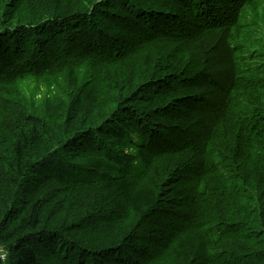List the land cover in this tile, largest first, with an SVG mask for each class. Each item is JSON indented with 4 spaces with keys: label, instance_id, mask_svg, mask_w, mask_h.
Returning <instances> with one entry per match:
<instances>
[{
    "label": "trees",
    "instance_id": "obj_1",
    "mask_svg": "<svg viewBox=\"0 0 264 264\" xmlns=\"http://www.w3.org/2000/svg\"><path fill=\"white\" fill-rule=\"evenodd\" d=\"M41 1L52 9L61 2ZM32 2L0 0V110L20 102L4 87L85 68L92 79L87 83H98L99 89L90 112L102 119L85 125L89 92L79 97L66 79H55L66 105L23 117L10 143L0 140V184L14 191L0 221V234L6 232L0 235L5 251L0 264H75V253L55 250V240L70 229L81 241L87 239L79 218L67 217L66 228L52 224L53 210L67 200L72 210L77 201L93 200L99 212L89 216L87 211L88 236L118 244L104 249V256L89 254L92 259L82 250L77 264H163L169 258L173 264L180 259L179 264H242L230 244L241 238L264 246V135L245 121L240 96L249 89L231 75L243 70L244 83L253 88L264 76V55L251 61L253 52L264 54V0H100L92 14L55 13L18 27L17 18ZM221 40L229 43L226 55L213 44ZM161 45L171 52L163 58L165 65L149 72L157 81L142 87L140 95L131 84L135 81L108 95V80L117 83L110 68L142 64L141 53ZM234 47L247 55L233 58ZM130 74L144 72L137 66ZM104 94L110 98L103 100ZM263 102L264 89L258 87L250 103L256 118L264 113ZM174 109L180 114H170ZM241 133L255 139L247 146ZM78 141L82 150L71 154ZM170 160L177 164L165 172L169 182L164 183L156 171ZM35 187L41 195L33 194ZM148 191L154 202L126 205ZM108 196L120 205L105 208ZM131 220L143 226V237L136 231L124 235ZM121 237L126 242L120 243ZM183 237L197 244L196 255L191 257ZM48 249L56 261L46 258Z\"/></svg>",
    "mask_w": 264,
    "mask_h": 264
},
{
    "label": "rangeland",
    "instance_id": "obj_2",
    "mask_svg": "<svg viewBox=\"0 0 264 264\" xmlns=\"http://www.w3.org/2000/svg\"><path fill=\"white\" fill-rule=\"evenodd\" d=\"M83 2L84 6L83 8H78L77 6ZM100 3V0H61L60 7L52 9L50 4H48L46 1L42 2L41 0H33L32 5L28 10L21 13L19 17L16 20V23L18 27L25 26V25H33V24H39L41 19L45 16H48L50 14H60V13H73L76 11H80L82 13L88 11L89 13H93L95 10H99L100 6H97V4ZM97 6V8H96ZM17 27V28H18ZM259 39V38H258ZM1 42V40H0ZM173 49V48H172ZM171 52V48H162V45L155 48H150L145 50L144 53H141V58L143 59V63L139 64L137 62L135 63H125L121 66L110 68L109 72L114 74L116 76L117 84L114 78H110L107 82V93L108 95L113 93V90L116 88V91L112 94L114 95L118 90H120V86L124 82H134L131 83L132 85H137L138 87H135V92H138V95H140L142 91V87H144L147 84H151L155 81H157V78L155 76L151 75L149 72L153 67L156 66V64H162L165 65L166 62H164L165 55L167 53ZM149 57H154V62L148 63ZM156 57H159L160 59L156 60ZM179 60V59H177ZM139 67L143 72L144 75L139 77L136 74L131 75L130 73L134 71L135 67ZM177 71H179V66L176 68ZM63 75V77H62ZM160 74H158L159 76ZM167 75L166 73H163L160 75L159 78H165ZM60 80V79H66L68 81L67 85L69 90H74L75 88H78V93L80 94L79 97L86 95L88 92V105L86 106V109H84V115L82 119H85V125L90 127H93V125L96 124V122L102 117L99 114H92L90 112V109L92 108L91 102H93V97L96 96V93L99 92L98 89V83H87L91 81L90 74L85 70V68L80 70H65L63 71L58 77L53 78L50 81H41V80H25L21 82L18 85L8 86L3 88V92L8 95L12 96L13 98L19 99V104H13L10 105V102H8L6 105L2 107L0 110V140H5L6 142L10 143L11 136L13 135L14 131L19 127L21 122L23 121V117H26L32 113H37L36 111L39 110V114L44 116V113H47L48 110H54L56 108L62 109L66 104L63 100L65 99L63 97L64 93L63 90H60L61 83H55L54 80ZM130 86V84H129ZM136 88H139L137 90ZM127 92V91H125ZM107 95V96H108ZM137 95V97H138ZM110 97H106L104 94V99L107 100ZM175 99V98H174ZM173 99V100H174ZM264 103V102H263ZM135 107L139 110L143 111V107L140 104V102H137L135 104ZM65 109V108H64ZM63 109V110H64ZM62 110V111H63ZM170 114H180L178 112V109H174L170 112ZM81 122V121H80ZM79 122V123H80ZM171 122V119H168V123ZM175 125H182L181 122L176 121ZM82 142L78 141L73 144L70 152L75 153L78 151V149L82 150L81 147ZM125 152H130V149H124ZM176 160H170L169 162L159 165L157 168V173H160L162 176V182L168 183L169 178L168 176H165V172L169 170L170 166L176 165ZM255 179V176H254ZM168 180V182H166ZM255 181H253L252 185L255 188ZM42 189L40 187H35L33 189L34 195H41ZM60 197L64 196L66 192L64 190H61ZM151 194V191H148L141 197H139L136 200L129 199V204L126 202V205L129 208H132L134 203L136 201H139L140 204L144 203L145 201L149 199H153L154 202V196H147ZM14 196V191L11 189L10 185L3 186L0 184V221L2 220L4 214L8 211V208L6 205H9L12 201V197ZM146 196V197H145ZM83 197V196H80ZM52 200L55 201L53 197H51ZM70 201L67 200L65 202H62L59 207L53 210V218L56 219L52 224H57L54 227H64V223L67 217L72 218L73 220H76L79 218L80 222H82L80 226L81 234L83 237L87 238L86 242L81 241V238L74 234V230L70 229L64 233V235L55 240L58 243L55 246V250L60 251V255H69L71 256L73 253H75L74 257V263H78V257L81 258L83 251L87 252V255L89 257V254L94 253H100V256L106 255V250L111 247H116L118 244H113L111 239L107 237H103L97 234H92L88 236V231L86 230V224H83V222L89 221L86 219L87 211H89L88 215H96L99 210L91 206L90 203L93 202V200H90V202L83 203V201H77L76 209L72 210L70 208ZM152 202V203H153ZM21 203V202H20ZM120 205L116 198L113 196H108L104 198V207L109 208H117ZM24 206H29V203L25 204ZM132 206V207H131ZM164 209H167V206L164 207ZM173 212V211H171ZM97 216V215H96ZM170 220V218H169ZM170 225V221L168 223V226ZM127 231L124 235H127L133 231H136L135 234L140 235L141 237L144 236L143 232V226L141 228L138 227V221L131 220L127 222ZM1 228V224H0ZM50 228V227H49ZM48 228V229H49ZM6 232H2L0 235L5 234ZM241 236V235H240ZM67 237V238H66ZM123 237V236H122ZM121 237V240H122ZM134 237V236H133ZM256 238L258 237L255 236ZM125 238V237H124ZM184 238V239H183ZM181 239V242L185 245L187 244L189 247L192 248V254L191 257L196 255V246L197 244L191 239V238H185L183 237ZM237 238H239L237 236ZM262 237H260V241H262ZM96 240V241H94ZM120 240V241H121ZM257 240H249V241H242L241 238L235 240L232 244H230V249L232 246H235L234 253L238 257L241 258L243 261L242 264H258L260 259H264V246L260 245L261 242L256 244ZM126 242L124 239L120 242ZM66 243V244H65ZM119 243V244H120ZM90 247H94L96 249H101L99 252H93V250L89 251L87 250ZM53 252V249H48L45 251L46 258L50 261H56L52 256L51 253ZM105 253V254H104ZM5 255L4 249L0 246V257ZM123 254V252L121 253ZM89 259H92V257H89ZM181 260V259H180ZM178 260L175 264H179ZM163 264H173L171 259H167Z\"/></svg>",
    "mask_w": 264,
    "mask_h": 264
},
{
    "label": "clouds",
    "instance_id": "obj_3",
    "mask_svg": "<svg viewBox=\"0 0 264 264\" xmlns=\"http://www.w3.org/2000/svg\"><path fill=\"white\" fill-rule=\"evenodd\" d=\"M234 22H236L235 19H234ZM213 44H219L223 50V53L226 55L227 48L229 46V43L227 40H221V41L215 42ZM233 50L235 52V54L233 55V58H236L238 56L245 57L247 55V50H244V49L238 50L235 47L233 48ZM263 55L264 54L258 56L257 52H253V59L251 61L258 59ZM231 75L233 78L241 80L243 86L245 88L247 87V89H249L248 91L244 92L242 96H240L241 107H242L243 117H244L245 121L247 122L249 127L255 133L264 135V113L261 114L258 118H256L254 116L255 110H254L253 104H250L251 100L255 99V89H258V87H259V89H264V76L259 78V80H258L259 86L256 85L255 88H253V87L244 83V81H243L244 71L243 70H241V69L234 70L231 72ZM241 134L243 135L244 140H245V144L247 146L255 139V136H253L252 134H247V133H241Z\"/></svg>",
    "mask_w": 264,
    "mask_h": 264
}]
</instances>
